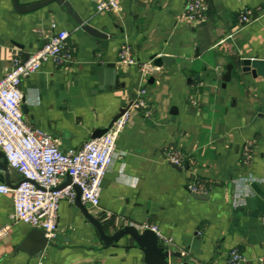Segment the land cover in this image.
I'll list each match as a JSON object with an SVG mask.
<instances>
[{
    "label": "crops",
    "instance_id": "obj_1",
    "mask_svg": "<svg viewBox=\"0 0 264 264\" xmlns=\"http://www.w3.org/2000/svg\"><path fill=\"white\" fill-rule=\"evenodd\" d=\"M45 0H18L28 5ZM103 36L84 31L64 4L50 0L32 11L0 0V79L14 52L27 58L54 33L69 31L74 61L46 62L25 78V122L47 132L63 150L80 148L125 110L145 87L147 111L130 110L116 139V155L102 181L100 211L86 206L107 233L141 223L157 226L158 241L179 256L169 264H228L230 249L244 264L264 258V77L241 71L240 60L264 59V0H208L207 17L190 22L186 0H119L115 12H97L99 0H65ZM257 16L241 24L239 14ZM126 43L136 64L118 62ZM167 55V66L143 77L140 64ZM231 64L230 80L222 76ZM115 70V73L111 72ZM177 148L185 162L175 165L165 152ZM205 181L197 197L188 180ZM20 174L8 167L14 187ZM11 194H0V264H146L129 237L102 247L80 209L62 200L57 234L39 257L27 253L35 229L12 223Z\"/></svg>",
    "mask_w": 264,
    "mask_h": 264
},
{
    "label": "built area",
    "instance_id": "obj_2",
    "mask_svg": "<svg viewBox=\"0 0 264 264\" xmlns=\"http://www.w3.org/2000/svg\"><path fill=\"white\" fill-rule=\"evenodd\" d=\"M208 0H186L183 15L190 22H202L207 17ZM119 0H99L97 12H115ZM257 16L250 9L239 14L241 24L250 23ZM69 31L60 30L51 35L45 44L26 59L14 52L10 68L0 79V151L5 155L8 167L16 170L21 179L14 187L0 181V194H11L13 210L12 223H24L40 229L49 241L54 239L58 228V209L62 200L74 202L76 192L72 184L80 187V200L84 205L100 211L99 200L102 181L116 155V139L127 123L130 110L147 111L146 89L137 90L129 106L112 122L102 135L85 141L80 148L63 150L53 138L40 128L29 126L22 111V81L38 71L46 62L64 67L74 61V50L69 45ZM118 62L124 65L136 64L130 47L123 43L118 52ZM143 77L158 73L159 67L153 59L140 64ZM165 159L175 165L185 162V154L172 148L165 152ZM66 176L71 183L59 188ZM188 190L192 194L207 193L204 180L191 177ZM264 225V215L261 217ZM141 228H150L158 239L163 237L157 226L147 222ZM10 225L0 228V238L4 237ZM243 254L237 248L229 250L228 264H244ZM258 261L264 264V258Z\"/></svg>",
    "mask_w": 264,
    "mask_h": 264
},
{
    "label": "water",
    "instance_id": "obj_3",
    "mask_svg": "<svg viewBox=\"0 0 264 264\" xmlns=\"http://www.w3.org/2000/svg\"><path fill=\"white\" fill-rule=\"evenodd\" d=\"M15 8L21 12H28L32 11L42 5H45L50 0H45L42 2H37L28 5H20L18 0H12ZM58 2L65 5L67 12L73 16L74 20L80 25V27L86 31L87 33L91 34L92 36L101 37L103 34L99 32L96 28L92 27L88 23H84L83 20L78 16L76 12L73 11L69 2L65 0H57ZM153 59V65L157 67L167 66L171 62H173L172 58L167 55H160L151 57ZM232 65L229 64L226 67V71L222 76V80L227 82L230 80V72H231ZM240 68L243 73L251 74L252 76H262L264 77V59L260 58H244L240 60ZM111 72L115 73V70ZM124 110L121 111V113ZM120 113V114H121ZM119 114V115H120ZM117 115L112 122L119 116ZM111 122V124H112ZM109 124V126L111 125ZM99 129L93 135V138L102 135L104 132L107 131L109 128ZM0 170L5 173V182H8V163L5 158V155L2 151H0ZM71 183L70 176H66L62 184L59 186H65ZM73 188L75 189L76 196L74 199V204L80 209L85 219L94 227L95 232L97 234L98 240L102 247L106 248L112 245H115L121 238L129 237L135 247H137L143 253V261L146 264H169L170 257L179 256L178 252L170 250L168 245H163L158 241L157 234L151 230L150 228H145L143 230H139L137 227L133 225H124L112 233H107L106 226L104 223L101 222L98 218L92 215L86 206L80 200V187L77 184H72ZM197 197H202L196 195ZM26 239L31 240V246L27 253L33 257H39L45 247L47 245H52L49 240L45 238L42 231L40 229H31L27 235Z\"/></svg>",
    "mask_w": 264,
    "mask_h": 264
}]
</instances>
